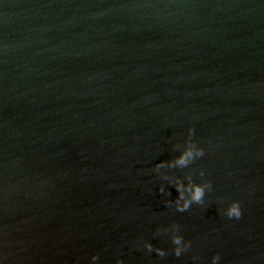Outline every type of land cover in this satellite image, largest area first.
I'll list each match as a JSON object with an SVG mask.
<instances>
[{
	"label": "water",
	"instance_id": "95a60500",
	"mask_svg": "<svg viewBox=\"0 0 264 264\" xmlns=\"http://www.w3.org/2000/svg\"><path fill=\"white\" fill-rule=\"evenodd\" d=\"M190 127L212 191L180 213L154 166ZM231 200L239 220L220 211ZM173 224L192 242L181 257L158 234ZM0 250L264 264V0H0Z\"/></svg>",
	"mask_w": 264,
	"mask_h": 264
},
{
	"label": "clouds",
	"instance_id": "9594fccd",
	"mask_svg": "<svg viewBox=\"0 0 264 264\" xmlns=\"http://www.w3.org/2000/svg\"><path fill=\"white\" fill-rule=\"evenodd\" d=\"M103 15V13H100ZM195 129L190 127L188 135L183 144H174L173 151L176 155L169 160H162L154 166V172L160 179L166 183L159 185V192L166 197H172V192L169 188H174L176 196L165 200V204L174 207L176 212H186L192 205H204L206 196L212 191V182L206 179V173L203 168L190 169L196 161L205 156V149L195 139ZM190 169L184 175H179L176 170ZM226 204L220 211L229 219L239 220L242 215V207L239 200L222 201ZM181 233V228L178 224H173L170 227H165L158 230L159 235L168 236L170 234L171 254L175 257H181L182 254L189 251L192 247L190 240H185ZM142 247L148 253L155 252L160 258H165L169 255V251L163 247H154L150 241H143ZM100 257L98 254H93L90 258V264H99ZM191 260L194 264H198L201 257L197 254H192ZM222 256L216 253L211 256L210 264H221ZM0 264H8V257L0 250ZM116 264H125L123 259H117Z\"/></svg>",
	"mask_w": 264,
	"mask_h": 264
}]
</instances>
